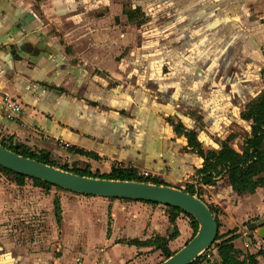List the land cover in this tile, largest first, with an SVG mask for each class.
<instances>
[{
  "label": "crops",
  "instance_id": "crops-1",
  "mask_svg": "<svg viewBox=\"0 0 264 264\" xmlns=\"http://www.w3.org/2000/svg\"><path fill=\"white\" fill-rule=\"evenodd\" d=\"M246 2L264 6V0ZM145 3L167 6L156 19L167 23L168 47H140L136 35L131 40L122 26L134 23V12L116 14L119 1L0 0V141L99 176L115 168L146 172L161 186L199 188L195 196L217 210L224 240L250 255L244 236L257 233L250 227L264 214V189L231 192L227 175L216 186L203 185L196 171L204 161L187 149L184 134L195 133L218 153L225 132L248 124L244 112L264 88L261 26L242 29L250 18L239 0ZM1 97L22 108L14 121ZM226 144L243 155L245 144ZM28 181L11 183L10 190L0 185V264H161V251L145 245L153 237L166 239L173 255L193 238L190 220L164 206L145 204L151 209L145 222L131 211L142 205L87 196L82 206L81 196L46 193Z\"/></svg>",
  "mask_w": 264,
  "mask_h": 264
},
{
  "label": "trees",
  "instance_id": "trees-1",
  "mask_svg": "<svg viewBox=\"0 0 264 264\" xmlns=\"http://www.w3.org/2000/svg\"><path fill=\"white\" fill-rule=\"evenodd\" d=\"M248 115L245 114L244 119L249 120L251 123V138L245 141L244 153L243 155L237 154L233 151L226 143L223 144V148L220 152H210L203 145L199 144L196 140L195 133L184 134L187 143V149L192 153L196 154L199 158L203 159L204 166L203 169L197 170L196 174L201 183L205 186H216L217 181L220 177L227 175L229 179V190L231 192H236L238 194L243 193H252L258 188L264 189V90L257 100L247 107ZM177 128V133L179 132ZM0 144L6 149L12 151L15 154H18L22 157L38 161L42 164H45L50 167H56L50 162V155L40 151H33L31 148L25 145H21L17 148L6 147L4 143L0 141ZM22 147V148H20ZM26 150V151H25ZM82 156H85L81 154ZM88 155V154H87ZM86 155V156H87ZM1 168V167H0ZM3 169V168H2ZM61 169V168H59ZM5 170V169H3ZM62 171H67L66 169H61ZM6 172L16 176L19 182L25 181L26 177L15 174L9 170ZM82 177L101 179V180H112V181H130V182H139L153 185H162L155 180H142L138 178L136 171H125L115 168H111L108 173H105L101 176L98 174H92L89 170L70 172ZM17 181V182H18ZM40 184L42 188L45 189V192L48 193L53 186L43 183L41 181L33 180ZM23 183L21 184V186ZM60 189V188H57ZM185 192L190 195L195 196L197 192L193 187L189 186ZM198 195V194H197ZM200 196V195H199ZM148 204V203H147ZM151 205H157L151 203ZM56 206V205H55ZM170 211L176 214H183L190 220V228L193 231V237L198 232L197 222L187 214H184L182 211L174 208H168ZM211 213L214 215L215 220L220 228V223L218 217L216 216L217 210L213 207H209ZM58 212V206H57ZM226 236V235H225ZM222 236L217 237L219 241ZM161 242L159 247H154L156 250L161 251L163 256L166 259H169L173 254L167 248V240L163 238H157ZM220 245L217 246V256L219 262L207 264H258L255 255L244 256L240 251L235 249L232 244L233 239L224 240ZM145 245H152L147 243ZM193 264H202L194 262Z\"/></svg>",
  "mask_w": 264,
  "mask_h": 264
},
{
  "label": "water",
  "instance_id": "water-1",
  "mask_svg": "<svg viewBox=\"0 0 264 264\" xmlns=\"http://www.w3.org/2000/svg\"><path fill=\"white\" fill-rule=\"evenodd\" d=\"M0 167L31 180L82 196L157 204L174 208L192 217L198 224L197 234L177 253L161 264H192L215 243L219 226L209 206L198 196L184 190L130 181H112L82 177L38 161L22 157L0 144ZM264 237L263 223L252 224Z\"/></svg>",
  "mask_w": 264,
  "mask_h": 264
},
{
  "label": "rangeland",
  "instance_id": "rangeland-1",
  "mask_svg": "<svg viewBox=\"0 0 264 264\" xmlns=\"http://www.w3.org/2000/svg\"><path fill=\"white\" fill-rule=\"evenodd\" d=\"M112 1L113 2L119 1V4H121V7H118L116 14H118V15L121 14V12H120L121 8H122V11L128 15L129 14L131 15V13L134 12V16H132V19L134 21V23H133L134 25L133 24L132 25L131 24L130 25L129 24L124 25L125 24V22H124V24L122 26V29H124L123 30L124 33H126L127 36L131 38V40L135 41L134 37L136 35L140 39L139 40L140 42L138 43V45L140 47H153V46H158V45L168 47V43L166 40V36L168 34L167 29H166L167 23L164 19L163 20L161 19L163 22H161V21L158 22L156 19V18H158L157 17L158 13L160 15L166 16V14L168 13L167 6H163V7L159 8V7H154L151 5H146L148 2L145 3V0H143V2H141L139 0H112ZM162 1L166 2L167 0H162ZM246 1L247 0H239L240 5L238 6V8L240 7V9H241L240 10L241 13L244 12V15L246 14L247 15L246 17L250 18L249 20H247L245 18L243 19V21L241 23L242 29H243V27H247L248 29H250V25H252L254 22H259L256 25L261 26V28H260L261 30L258 31L259 36H257V40H260L259 45H260V48L263 49L264 48V33L262 30L264 28V22L259 21L258 18H260V16H264L263 15L264 14V6L259 5V6H255V7H249L247 5ZM132 3L141 4L142 6L132 7V6H130V4H132ZM80 9H82V8H80ZM157 9H159L160 12H157ZM73 10L75 11V8H73ZM211 10H214V9H211ZM119 17L120 16H118L115 19V20H117L116 23H114L112 21V26H110L112 30H113L114 25H116V26L120 25V18ZM114 29H116V27H114ZM136 40H138V39H136ZM132 45H134V44H132ZM126 51H128V50H126ZM125 56H126V53H125V55H123V57H125ZM257 58H259V60L264 58V51L262 52V54L259 57L257 56ZM121 59H122V57H121ZM262 61H263V59H262ZM261 70L263 73V71H264L263 68ZM227 73L228 72H226V74ZM261 89H262L261 86L257 85L256 93L258 94ZM263 90H264V88H263ZM244 113L248 115V111H245ZM246 121L248 122V124H242L241 125L242 127L239 126L237 129L238 131L234 132V135H231L228 132H225L221 138V142L224 141V142H222V144H225V143H228L231 141V143H233V146H237V148L238 147L240 148L245 143V141L248 139L250 132H251L249 129V127L251 126V123L249 120H246ZM233 137H234V139H233ZM213 142L218 146V144L215 140H213ZM2 143H4L6 145V147H10V143L8 140L7 141L4 140ZM208 143L210 144V142H208ZM216 145H212V146H216ZM12 147L17 148L19 146L18 145H16V146L12 145ZM20 148H22V147H20ZM50 162L53 165H55L56 167H59L61 169H66L69 172H78V171L80 172V171L85 170V165H79V163H76V162L75 163H73V162L68 163L67 159H65V158L50 157ZM77 168H80V169H77ZM138 178H140L142 180H146V178H143L140 176H138ZM148 179L151 180V178H148ZM27 180H29L28 183L30 185L34 186L35 188H39L43 192H45V189L42 188V186L40 184H38L37 182H35L31 179H27ZM17 181L18 180H17L15 175L10 174V173L6 172L5 170H3L2 168H0V185L5 186L6 188H8V190H10V188H11V187L9 188V186H11V183H15V185H17L18 187H22L24 185L25 181H21V182H19V181L17 182ZM22 183H23V185L21 186ZM53 188H55V189L51 188L50 190H57V192H67V191H64L62 189H57L56 187H53ZM198 189L199 188H196V189L194 188V190L196 192L200 193V191ZM74 195L82 197L80 202H82L83 198H88L87 196H82V195H78V194H74ZM57 200H58V198H57ZM122 202H125V204L127 206H132V207L142 205V208H144V210L142 208H140V210H138V211L133 209V210H131L133 212L132 216H136V214H137V216L140 217L141 219H144L145 222H147L149 220V218L151 217L150 212H148L151 209L149 208L147 210L145 207V204H147V203L132 202V201H122ZM81 205L84 206L86 204L84 202H82ZM57 206H58V210H59V208H60L59 202L56 204V209H57ZM154 208H156V206ZM170 212H172V211H170ZM216 214L219 215L217 212H216ZM174 230L175 229H173L171 227L169 229V231H167V235L168 234L170 236L175 235V233L173 232ZM224 232H225L224 230H219L218 236H220V237L222 236V238L219 241H217L209 250L204 252L194 262H197V263L200 262L202 264H207L208 262H210V263L219 262V259L217 256V246L222 243L223 236L225 238L226 233H224ZM157 238L153 237V239L150 241V243L152 245H154L155 247H159L161 245V242L158 241ZM247 255H249L248 252L246 254H244V256H247ZM162 260H160L158 262H162ZM165 261H166V259H165Z\"/></svg>",
  "mask_w": 264,
  "mask_h": 264
},
{
  "label": "built area",
  "instance_id": "built-area-1",
  "mask_svg": "<svg viewBox=\"0 0 264 264\" xmlns=\"http://www.w3.org/2000/svg\"><path fill=\"white\" fill-rule=\"evenodd\" d=\"M1 102L8 111L7 119L9 121H14L16 116L22 112V108L8 97H1ZM140 177L148 179L150 178V175L143 172L140 174ZM258 223H263L264 225V214L261 215L254 224ZM244 237L247 240L245 242V249L250 252V255H255L256 260L259 258L262 261V264H264V237L259 235V230H257V233L252 236L251 233L246 230Z\"/></svg>",
  "mask_w": 264,
  "mask_h": 264
}]
</instances>
